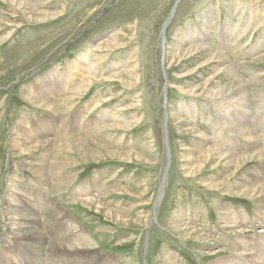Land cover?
<instances>
[{
	"label": "rangeland",
	"instance_id": "obj_1",
	"mask_svg": "<svg viewBox=\"0 0 264 264\" xmlns=\"http://www.w3.org/2000/svg\"><path fill=\"white\" fill-rule=\"evenodd\" d=\"M178 1L0 0V213L12 179L16 193L40 194L52 206L44 209L79 227L86 246L76 255L88 262L253 264L243 251L264 238L256 221L263 200L241 187L264 179V160L239 171L235 160L256 145L213 141L218 127L229 135L247 105L264 150V0H181L174 10ZM85 53L97 78L85 75L76 91L83 77L73 71L60 90L56 80L73 74ZM49 73L56 78L40 79ZM44 82L53 83L50 107L27 102L39 101L29 90ZM232 88L237 104L211 97ZM65 95L68 109L59 104ZM22 120L35 138L24 141L27 153L12 147ZM58 138L71 139L73 151L58 157ZM216 147L234 159L215 155ZM61 158L67 185L52 178L50 192L35 172L51 177ZM7 230L0 214V236Z\"/></svg>",
	"mask_w": 264,
	"mask_h": 264
},
{
	"label": "bare ground",
	"instance_id": "obj_2",
	"mask_svg": "<svg viewBox=\"0 0 264 264\" xmlns=\"http://www.w3.org/2000/svg\"><path fill=\"white\" fill-rule=\"evenodd\" d=\"M180 1L181 0H179L177 2V4L174 7V10L176 9V7L180 3ZM165 31H167V29ZM164 39H165V41H164ZM160 41H161V46L164 49L163 50V52H164L163 55H164L165 51H167L166 37L165 38L163 37ZM87 58L88 57L86 56V53L80 55V57H79L80 61L76 62V64L71 67V72L78 71L82 74V77H83L82 78L83 81L80 83V85L77 87V89H75L76 91L81 92L82 88H84V86H85V83H87L88 80L87 81L85 80V75L86 76L89 75L92 78L91 80H95V78H97V76L93 70L94 65H90V62L88 61ZM166 60H167V57H166V59L164 57V59H163L164 64H166ZM11 63H12V61H11ZM55 76L56 75L49 73L47 75V77L40 78V79L41 80H43V79L47 80L48 79V81H49L52 78H54ZM73 77H74V72H73V74L70 73L69 77L64 78V81L63 80L61 81L60 80L61 78L57 79L56 82H57L59 89L62 91H65V90L67 91L68 88H67V86H64V84H67L68 81H71V78H73ZM238 81H239V79H238ZM51 84H53V83H50V82L45 83L44 82L39 88H33V90H29L31 93H32V91L35 92L34 95L36 98L39 99V101L34 102L30 98H28L27 102H29V103L33 102V104L34 105L36 104L37 106H40L41 105L40 103H44V102L46 103L47 106L51 105L48 102H46V96H45L46 94L49 95L51 93V90H50V88H52ZM167 86L168 85H166V87ZM31 88L32 87H30V89ZM71 89H73V88H71ZM236 91H237V89L232 88L225 93L223 92V94L220 93L219 95L218 94L216 95L214 93L211 94L210 92L208 94H209V96L211 94L212 95L211 97L213 99L217 100V98H220L224 101H230V102H234L235 104H237V102H239V101H238V99L236 100V93H237ZM165 96L167 97V95H165ZM56 100L58 101L60 99H56ZM66 100H68V99L66 98V95H65L64 98L61 99V101H59V104L61 103L62 106H66V108L68 109V106L65 104ZM164 102H165L164 106H165V108H167L168 102H167L166 98L164 99ZM220 104L222 105L224 103H220ZM220 104H218V105H220ZM240 106L243 107V109H244L243 113L246 114L245 118L244 119L239 118L237 115L233 116V117H236L235 125H233V127L228 128V130H227L229 132L228 136H225L226 131L223 128H219V127H218V129L216 128L215 129L216 134L214 135V141L213 142L218 143L219 141H223L222 144L228 149H233L234 147H237V145H235V144L237 142H239L240 140L245 141L246 143L250 142V145L251 144L256 145L255 146L256 150H254L253 153H251L249 155H245L243 157H240V158H238V160L237 159L235 160V161H237V163L234 164L235 168L239 169V171H242L243 168L247 164H249L250 162L253 161L252 159L264 160V150L261 149V147L259 145L260 143L258 144L259 141H258V138L256 137L257 131L252 126L253 123H251L249 120L247 121V112H248L247 110H248L249 106H247V105L242 106L241 104H240ZM223 110H224L223 107L218 106V111H223ZM166 117H167V122H166L165 126L167 128L168 121H169V117L167 114H166ZM22 123H25V122L22 120L20 126L18 127V130L16 132H14L12 135V147H14L15 150L19 149L20 152L22 151L23 153H25V152L27 153V152H31L32 148L30 149L29 147H24L25 146L24 141H28V142L30 141L32 143L35 138L32 137L33 131L31 130L30 132H28V130H26V127L23 126ZM45 132H46V130H45ZM263 135H264V132H263ZM43 136L46 139L48 138L47 133ZM84 136L89 137L90 135L85 134ZM203 139H205L204 140L205 142H211L212 141L208 138V136H203ZM70 140L71 139H68V138H62V139H59V141L56 144H54L55 148L57 149L56 151H57L58 157H60L63 152H67V150L73 151L74 147L72 146V143ZM52 141H54V140H52ZM88 141H90V140H88ZM38 142H39V140H38ZM35 143L33 145H35ZM47 143H49V142H47V141L46 142H44V141L39 142L40 147H42L43 145L44 146L48 145ZM51 144H52V142H51ZM51 146L52 145H50L49 148ZM209 147H211V145ZM76 151H77V154L80 153L79 149H76ZM201 151H203V150H201ZM214 151H215V155H216V153H218L220 155V157L223 158L224 160H226V158L227 159L229 158V160L234 159V157L229 155L230 153L228 154V152H226L225 150H223L221 148L217 149V147H216V149H214ZM207 152H205V153H207ZM29 154H32V153H29ZM208 154H206V155H208ZM203 157H205V156H203ZM195 159H197V158L195 157ZM194 161H196V160H194ZM232 162H234V161H232ZM58 163L60 165V166L58 165L60 169L53 167L52 169L55 171V174L53 173V175L51 177L49 175V172H46V171L35 172L37 174V176L41 180H43L47 186H49L47 188L50 192L52 191V187L49 184H52L50 182V179L52 180V178L55 181H59L61 184L63 183V185H67V181L64 178L62 179V177H61L63 175V173L65 171H67V169H68L67 165H66L67 163H65L64 159H62V158L58 161ZM167 163L168 164H167V167L165 169V174H164L165 175V177H164L165 181L168 179L167 176H168L169 168L171 165V163L168 159H167ZM35 165L37 166L40 164H38V162L37 163L35 162ZM43 166L44 165L42 164L41 167H43ZM193 170H194V168H193ZM256 172H257V170H256ZM15 173H16V171L12 169L10 177L15 178V176H14ZM261 180H263V182H264V179H260L259 177H255L254 181H251L250 183H247L246 181H244V185L241 188H243V189H245V191H247V193H248L247 196L250 199H253L254 197H258V196H260V199L262 198L263 201H262V204H260V208L262 210V213L261 212L260 213L264 214V183H261L260 182ZM8 181H9L8 182L9 184H8V188H7L6 195H5V208L0 213L1 218L3 220H5V227H7V229H8L5 235L0 236V264H13L11 259H8V257H9L8 253L9 252L15 253V257H16V259H18L20 264H24V262L26 264H94V262H88L84 259H81L80 257H78L76 255V252H78V250L85 249V246H86L85 242H84L86 239V236H85V234L83 235L81 233V231L78 230L79 227L76 228L75 226H73V224H71L73 222H71V223L68 222V220H66V216L64 217L62 215V216L58 217L57 212L53 211L51 213L50 209H48V210L44 209L46 206L48 208H51L52 206L47 205V200H45V198L42 197L40 194H37V196H33L35 198V200L36 199L38 200V202L35 203V200H33L32 198L27 197V196L22 197L20 194L16 193L15 192L16 184L13 182L12 179H9ZM163 187H164V185H163ZM249 195H252V196L249 197ZM159 199L161 200V198H159ZM37 207H38V209H37ZM41 211L43 212V214L45 213L44 216L40 215ZM259 218L261 220L256 219V221L258 222L257 227L263 229L264 228V215H262V216L259 215ZM233 223L238 224L237 221L233 222ZM240 224L243 225L244 224L243 221H241ZM182 226H184V225H182ZM258 233H263V231L258 232ZM236 250H235V252H236ZM243 253H245V254L248 253V256L251 257L250 262H253V264H264V238L262 240L256 241L255 243H252V246L249 247L248 249H245L243 251ZM25 256H28V259H25L24 258ZM239 263L243 264L241 262H238V264ZM222 264H227V263L222 262ZM228 264H234V263L229 262Z\"/></svg>",
	"mask_w": 264,
	"mask_h": 264
},
{
	"label": "water",
	"instance_id": "obj_3",
	"mask_svg": "<svg viewBox=\"0 0 264 264\" xmlns=\"http://www.w3.org/2000/svg\"><path fill=\"white\" fill-rule=\"evenodd\" d=\"M165 38V37H164ZM164 41H165V39H164ZM165 92H166V90H165ZM166 122H167V119H166V121H165V124H166ZM164 132H165V143H166V147H167V141H168V134H169V132H168V130H167V128L165 127L164 128ZM167 159L170 161V158H171V149L170 148H168L167 147ZM170 153V154H169ZM164 177H165V175H164Z\"/></svg>",
	"mask_w": 264,
	"mask_h": 264
}]
</instances>
